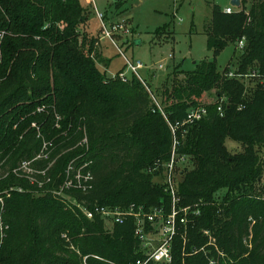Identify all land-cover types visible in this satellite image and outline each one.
I'll use <instances>...</instances> for the list:
<instances>
[{
  "label": "trees",
  "instance_id": "16d2710c",
  "mask_svg": "<svg viewBox=\"0 0 264 264\" xmlns=\"http://www.w3.org/2000/svg\"><path fill=\"white\" fill-rule=\"evenodd\" d=\"M115 5L110 20L123 8ZM91 16L81 0H0V264L144 259L134 219L108 230L84 210L169 212L170 124L200 107L205 117L178 134L179 207L199 215L175 237L171 264H264V0L232 14L215 6L208 49L244 41L242 53L224 71L216 61L178 65L155 91L159 105L146 80L106 78ZM212 92L215 102L201 104ZM229 138L243 151L231 153ZM79 172L91 175L87 190L65 189Z\"/></svg>",
  "mask_w": 264,
  "mask_h": 264
},
{
  "label": "rangeland",
  "instance_id": "374dc122",
  "mask_svg": "<svg viewBox=\"0 0 264 264\" xmlns=\"http://www.w3.org/2000/svg\"><path fill=\"white\" fill-rule=\"evenodd\" d=\"M81 1L92 14L87 35L89 38L93 36L99 39L93 58L100 70L106 72L108 79L117 78L119 73L127 72L125 59L119 51L121 50L131 63L139 62L144 66L140 74L147 81L158 105L160 102L155 91L161 89L167 75L178 65L184 71H192L196 63L216 61L223 70L229 64L233 65L235 58L242 53L235 45H229L216 55L208 49V38L205 34L212 21L215 6L223 11L227 8L239 10L231 5L233 0H122L123 8L117 11L113 20L125 21L130 33L115 39L117 47L102 38L95 13L97 10L108 15L116 6L115 0ZM248 2L250 6L252 0ZM164 29V35L159 36V31ZM170 56L172 59H169ZM101 61L105 63L102 64ZM161 64H164L163 70L158 69ZM127 74L130 78V73ZM247 83L249 89L255 87ZM215 100V92H212L203 97L201 104ZM226 147L233 154L243 151L242 145L231 138L227 139ZM262 180L264 186V177ZM106 228L112 230L113 223H106ZM153 245L156 246L155 243Z\"/></svg>",
  "mask_w": 264,
  "mask_h": 264
},
{
  "label": "built area",
  "instance_id": "2783aa9c",
  "mask_svg": "<svg viewBox=\"0 0 264 264\" xmlns=\"http://www.w3.org/2000/svg\"><path fill=\"white\" fill-rule=\"evenodd\" d=\"M233 8H227L224 10L226 14H232ZM96 16L100 23V28L102 31V38L111 41V43L117 47L115 40L117 37H124L130 33V29L126 26L125 21H114L108 19L105 13L96 10ZM244 41L238 43V48H244ZM120 54L124 57L127 67V72H121L118 77L127 82L130 77L136 76L139 78L145 86V80L142 78L140 71L144 69V66L137 62L131 63L122 53ZM172 59V56L169 57ZM158 69L163 70L164 64H161ZM230 78L235 77L234 73L231 72L228 75ZM115 78V77H114ZM149 93L152 95L154 102L157 104L151 90L147 88ZM158 105V104H157ZM221 112V108H219ZM207 114L206 108L200 107L191 110L187 117L180 122L175 124H170L173 140V149L171 154V159L169 163L163 166L161 183L165 185V192L171 197L172 205L171 210L167 212L165 207H154L149 211L144 207L137 208L135 205L130 206L128 209L122 210H112L106 208L96 209L95 212H90L84 210L85 215L88 219H94L95 215H100L106 220V223H113V225H124L129 219H134L135 221V235L142 241V249L144 253V259H141L137 264H171L172 263V246L175 237H177L181 229L188 224V216L192 213L194 215H199V212H192V208H180L179 203L181 198L178 196V185L181 179V172L185 167L186 157H181L178 154V149L180 147L179 133L184 132L185 129L198 121H201ZM185 133V132H184ZM24 169L29 170V164L23 166ZM73 167H70L68 172H70ZM70 175V173H68ZM91 179V175L82 176L79 172L74 179L67 178L64 188L65 189H82L87 190L86 183ZM109 221V222H107ZM208 234V233H206ZM153 239V242H152ZM156 244V246L153 245Z\"/></svg>",
  "mask_w": 264,
  "mask_h": 264
},
{
  "label": "water",
  "instance_id": "95a60500",
  "mask_svg": "<svg viewBox=\"0 0 264 264\" xmlns=\"http://www.w3.org/2000/svg\"><path fill=\"white\" fill-rule=\"evenodd\" d=\"M120 1L122 0H115V3H119ZM241 3L242 1L241 0H233L231 5L234 7V8H241Z\"/></svg>",
  "mask_w": 264,
  "mask_h": 264
}]
</instances>
